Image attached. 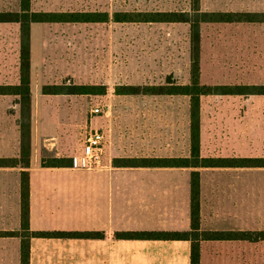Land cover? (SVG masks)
<instances>
[{"label":"rangeland","instance_id":"374dc122","mask_svg":"<svg viewBox=\"0 0 264 264\" xmlns=\"http://www.w3.org/2000/svg\"><path fill=\"white\" fill-rule=\"evenodd\" d=\"M205 7L264 8V0H203ZM34 11H101L105 21H35L29 24L30 94L34 117H43L56 134L46 140L65 158L81 154L91 119L110 110L116 132L135 131L174 140L190 128V94H127L132 87L167 83L172 75L189 83L190 24L119 22L116 10L183 9L188 0H31ZM0 10H20V0H0ZM21 22H0V83H17L20 73ZM175 80H169L171 82ZM201 81L255 84L264 88V22L202 24ZM141 90V89H140ZM19 96L0 94V142L17 138ZM205 154L264 157V92L209 94L200 99ZM103 112L95 114L94 105ZM73 156V157H72ZM48 159V160H49ZM227 172L226 174H223ZM221 186L235 184L243 211L258 208L264 228V166L218 171ZM240 264H264V240L258 255Z\"/></svg>","mask_w":264,"mask_h":264},{"label":"crops","instance_id":"0c3cea01","mask_svg":"<svg viewBox=\"0 0 264 264\" xmlns=\"http://www.w3.org/2000/svg\"><path fill=\"white\" fill-rule=\"evenodd\" d=\"M188 1V8L145 10H191V0ZM200 8L209 12L233 11L256 14L254 20L249 21H200V68L202 24L264 22V8L261 7L209 9L204 6L203 0H200ZM122 22H185L190 24L189 37L191 33V22L188 21ZM167 79V82L175 80L170 74L167 75ZM173 82L184 84L176 80ZM201 83L205 84L202 81ZM33 107V98L30 94L28 165L20 162L16 165L0 166V264H21L22 241L25 238L22 225L23 172H27L29 177L31 232L89 231L101 234L96 237L31 234L28 236L30 264H192L191 238H119L116 232H191L194 171L200 174L201 229L264 233V228L258 227L257 205L250 202L249 208L243 211L240 195L239 193L237 195L235 184L232 183L234 179H230L229 184L221 186L217 176L218 171H232L248 166L193 165L191 111L189 130L185 128L182 135L170 141L165 138L166 136L140 131L142 128L140 126L135 131L130 126L124 128L122 125L123 130L116 132L112 112L107 110L105 114L91 119V130H101L104 134L100 162L94 166L80 167L74 164H47L49 157L44 156L42 150L44 147L53 150L52 146L47 145L46 140L53 138L57 129L48 127L42 116L37 120ZM200 154L202 157H219L205 154L201 121ZM20 155L19 122L15 141L4 145L0 142V157L20 158ZM53 157L65 158L60 156L59 152L51 156ZM143 158H188L190 163L182 166L143 165L139 162ZM123 159L133 161L126 164L120 161ZM261 240H264V235L253 239H201L200 264H240L252 254L257 257L258 241Z\"/></svg>","mask_w":264,"mask_h":264},{"label":"trees","instance_id":"16d2710c","mask_svg":"<svg viewBox=\"0 0 264 264\" xmlns=\"http://www.w3.org/2000/svg\"><path fill=\"white\" fill-rule=\"evenodd\" d=\"M256 14L251 12L203 11L200 0H191V10H116L113 12L115 21H188L191 22V82L177 84L148 85L143 88L132 87L125 93H186L191 95V129H192V163L195 166H264V157H202L200 154V99L204 94H238L263 93L264 88L255 84H202L200 81L201 68V33L200 21H249L254 20ZM109 17L108 12L101 11H34L31 0H20V10H0V22H21L20 40V73L17 83H0V94L19 96L21 117V157H0V166L28 165L30 154V38L29 24L35 21H103ZM141 89V90H140ZM124 163L132 159L120 160ZM135 161V160H134ZM71 158L53 157L47 160L49 165L72 164ZM143 165H189L188 158H143L139 160ZM200 174L194 171L192 175V223L189 231H118L119 238H191V263L200 264L201 239H253L263 237V232L245 230H203L200 215ZM22 225L25 238L22 241L21 264H30V244L28 236H68V237H96L99 232L78 231H33L29 230V177L22 173Z\"/></svg>","mask_w":264,"mask_h":264},{"label":"built area","instance_id":"2783aa9c","mask_svg":"<svg viewBox=\"0 0 264 264\" xmlns=\"http://www.w3.org/2000/svg\"><path fill=\"white\" fill-rule=\"evenodd\" d=\"M95 114L103 112L99 104L93 106ZM104 134L101 130L90 131L83 139L81 154L73 158L72 164L80 167H90L98 164L103 154Z\"/></svg>","mask_w":264,"mask_h":264}]
</instances>
